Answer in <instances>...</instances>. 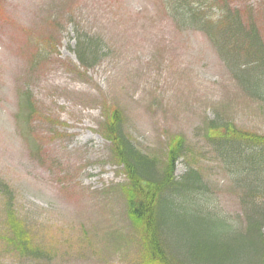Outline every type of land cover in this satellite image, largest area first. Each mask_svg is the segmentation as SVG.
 <instances>
[{"label": "rangeland", "instance_id": "rangeland-1", "mask_svg": "<svg viewBox=\"0 0 264 264\" xmlns=\"http://www.w3.org/2000/svg\"><path fill=\"white\" fill-rule=\"evenodd\" d=\"M217 1L264 43V0ZM85 35L101 42L89 69L75 52ZM217 50L200 29L175 21L169 0H0V264H157L106 137L115 114L161 171L183 138L176 177L196 169L211 204L245 232L240 191L207 142V124L220 117L264 135V102L232 78ZM28 90L31 124L21 115ZM170 216L164 238L182 256L184 232L189 243L234 234L214 221L221 217L198 222L190 210L183 226ZM17 227L28 253L16 244ZM235 256L256 264L250 249Z\"/></svg>", "mask_w": 264, "mask_h": 264}, {"label": "trees", "instance_id": "trees-1", "mask_svg": "<svg viewBox=\"0 0 264 264\" xmlns=\"http://www.w3.org/2000/svg\"><path fill=\"white\" fill-rule=\"evenodd\" d=\"M210 2L212 0H169L175 21L203 30L216 50L218 48L232 78L246 89V93L264 102V43L258 28L244 23L240 12L231 10L228 4L220 8V14L213 15L211 12L219 3L215 0L214 6L208 8ZM100 44L96 38L78 37L75 52L84 68L96 63ZM23 106L28 123H31L35 109L29 92L25 93ZM106 137L126 170L130 182L129 211L136 221L144 224L151 260L157 264H239L235 252L247 248L256 264H264V135L239 130L220 117L207 124V142L240 191L247 224L245 232L240 230V222H231L211 204L202 175L196 169L188 167L184 175L176 177L177 163L186 154L183 138L173 141L168 163L161 171L155 160L129 139L116 114L108 122ZM190 210L195 211L198 222L207 223L209 218L221 217L214 221L222 229L233 228L234 234L223 240L200 238L189 243L184 232L182 242L188 249L185 256L180 255L170 239L165 240L164 234L171 228L170 215L177 216V224L188 226L184 218L190 216ZM192 231L194 236L200 234V229ZM16 232L17 246L30 252L18 227Z\"/></svg>", "mask_w": 264, "mask_h": 264}, {"label": "bare ground", "instance_id": "bare-ground-1", "mask_svg": "<svg viewBox=\"0 0 264 264\" xmlns=\"http://www.w3.org/2000/svg\"><path fill=\"white\" fill-rule=\"evenodd\" d=\"M6 133H7V132H6ZM7 136H8V139H6L5 136L3 135V139H4V140L6 139L5 142H6L7 144H9L10 136L8 135V133H7Z\"/></svg>", "mask_w": 264, "mask_h": 264}]
</instances>
